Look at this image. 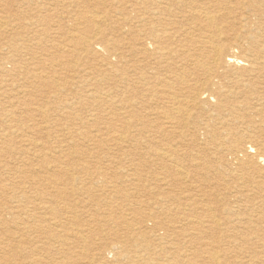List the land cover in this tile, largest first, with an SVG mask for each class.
<instances>
[{"label": "bare ground", "instance_id": "bare-ground-1", "mask_svg": "<svg viewBox=\"0 0 264 264\" xmlns=\"http://www.w3.org/2000/svg\"><path fill=\"white\" fill-rule=\"evenodd\" d=\"M22 2L36 11L29 5V17H0V37H10L0 44V150L15 162L5 165L0 155V264H109L107 255H126L123 244L145 251L156 245L146 237L185 238L188 229L172 225L193 214L210 220L209 232L193 223L188 236L200 242L224 230L256 234L264 247V0ZM58 7L66 19L55 21ZM57 30L65 48L55 43ZM97 58L101 65L89 64ZM84 107L106 115L84 117ZM23 108L35 124L21 122ZM93 123L109 129L92 135ZM25 130L35 138L15 148ZM107 142L130 159L126 175L104 170L102 159L84 161ZM154 171L164 174L163 191L188 185L190 171L203 173L180 216L166 206L179 195L148 189L143 174ZM115 188L128 213L104 209ZM221 188L224 208L216 206ZM211 256L208 264H219Z\"/></svg>", "mask_w": 264, "mask_h": 264}, {"label": "rangeland", "instance_id": "rangeland-1", "mask_svg": "<svg viewBox=\"0 0 264 264\" xmlns=\"http://www.w3.org/2000/svg\"><path fill=\"white\" fill-rule=\"evenodd\" d=\"M10 1V2H9ZM12 1V2H11ZM45 1V0H44ZM0 5H3V6H8L9 5V7L7 8H1V6H0V17L4 14V16H2V17H6V16H10V13H12L11 14V16L13 17V18H16L15 16H17V17H20V18H23L22 16H24V17H29L30 16V14L32 13H34L35 11H36V5H34L33 3H31V4H25L24 6H23V2H22V0H0ZM5 2V5L3 4ZM19 4H18V3ZM27 2V1H26ZM12 3V4H11ZM22 3V4H21ZM28 3V2H27ZM38 3H40V2H38ZM19 7H18V6ZM29 5L31 6H34L35 7V9L32 7V9L33 10H35V11H33L31 8H29ZM117 6V8H120L119 7V5L120 4H116ZM124 5V7L125 8H129V3H125V4H123ZM10 7H11V9H10ZM13 7H15V8H13ZM19 9H18V8ZM24 9H23V8ZM48 7H49V5H48ZM22 8V9H21ZM28 8H29V10H28ZM45 8H47V7H45ZM61 8V7H60ZM59 7L58 8H56L55 9V11H51V13L52 14H56L55 16H57L58 14H60V15H58L57 17H56V19H55V21L57 20V19H59V17L60 18H62L63 17V19H66V12H63L62 10H59L60 9ZM10 9V10H9ZM26 9V10H25ZM30 9L32 10L31 12H30ZM41 9V8H40ZM4 10H6L7 12H9V13H7V12H5ZM58 10V11H57ZM4 11V12H3ZM13 11V12H12ZM59 12V13H57V12ZM80 11H82V12H85V11H87V10H80ZM22 12L23 13H25V14H22ZM29 14H28V13ZM5 13H7L6 15H5ZM21 13V14H20ZM62 14H64V15H62ZM62 15V16H61ZM66 15V16H65ZM65 17V18H64ZM72 24V23H71ZM65 26V25H64ZM52 28H55V27H52ZM64 29L66 30V29H68V28H65L64 27ZM9 32V34H12V33H10L11 31H8ZM51 32H52V30H51ZM62 32L64 33V31H60V30H57L56 32H53L52 33V35H54L55 33H57L56 35L58 36V35H60V37L58 36L57 38V42H55V43H60V41H61V43H62V40H60L61 38H62ZM2 36H4V37H2ZM1 37H0V44H1V42L3 43V44H5V43H9V40H10V37H9V35L7 34V35H2ZM6 36V37H5ZM9 37V38H8ZM56 37V36H55ZM3 38H4V40H3ZM39 38V37H38ZM9 39V40H8ZM32 40V39H31ZM60 40V41H59ZM38 42V40H33V42H35V43H37ZM51 42H48L46 45H45V48L43 47V46H41L40 48H36V49H34L33 51H34V53H35V56H37V57H40L41 56V54H45L44 52H46V50H48L47 48L49 47V49L54 45V43H53V38L50 40ZM25 43L27 42V43H29L28 42V39L27 38H25V41H24ZM49 44V45H48ZM61 45V48L62 47H64L65 48V46L66 45H63V43L62 44H60ZM41 48H43V49H41ZM63 48V49H64ZM41 49V50H40ZM45 50V51H44ZM2 57L3 56H6V55H3V54H0ZM90 63V65H96V64H98V65H101V61H100V58H97L96 60H92V62L91 61H89ZM64 74V73H63ZM27 85V84H26ZM6 89V88H5ZM15 102V103H14ZM3 103V105L1 106V108H3V109H5V110H9L10 108H9V105L7 104V103H4V102H2ZM16 105V101L14 100L12 103H11V105ZM56 106V105H55ZM8 107V108H7ZM86 108H87V110H86ZM94 107H84V108H81V110H80V113H81V115L83 114L84 115V117H86L88 114H90V113H92L93 112V114H98V115H104L105 114V112H102L103 110L102 109H98V110H91V109H93ZM84 109V110H83ZM91 110V111H90ZM210 110V109H209ZM84 111V112H83ZM1 112V111H0ZM25 112V113H24ZM19 113H20V111H18V113H17V116H19ZM22 114H23V117H22ZM26 114V115H25ZM106 115V114H105ZM22 117V118H21ZM39 118V117H38ZM38 118H36V119H38ZM1 119V118H0ZM20 119H21V122H25L26 124L27 123H29V124H27V125H33V124H35V122L33 123H31V121H30V117H28L27 116V110L25 111V109L23 108V109H21V114H20ZM0 121H2V120H0ZM28 121V122H27ZM38 121L40 122L41 120L40 119H38ZM20 122V121H19ZM24 123V124H25ZM31 123V124H30ZM37 123V122H36ZM104 123H99L98 125H96L95 123H93L92 125H89L88 127H87V131H89V133H92V135L95 133V128H96V131L98 130V129H102V130H108L109 129V127L108 126H106V125H103ZM66 124H64L63 126H65ZM103 125V126H102ZM99 126V127H98ZM27 127V126H26ZM26 127H24V128H26ZM113 128H114V125L112 126ZM113 131V130H112ZM115 131V130H114ZM17 132H20V131H17ZM23 133V134H22ZM26 134V135H25ZM30 136H29V135ZM19 135L20 136H18L19 138H20V141H19V138L17 137L16 139H15V148H22L21 147V145H24V143L27 141V140H30V139H32V138H35V136H33L32 134H30V133H28L26 130L24 131V132H20L19 133ZM114 135H116V134H114ZM22 138V139H21ZM25 138H30V139H25ZM18 139V140H17ZM25 139V140H24ZM52 140V139H51ZM47 140V139H44V141H47V143L49 144V145H51V146H54L53 144H55V142L52 140ZM82 142H81V149L82 150H84V151H86V146H89V144L90 143H88L87 141L85 142V140H81ZM83 142H84V144L86 145H82L83 144ZM113 145H114V143L113 142H107L106 143V145H104V150H103V152H101L99 155L98 154H94L93 156H91V155H88V157H85L84 158V161H95V160H97V159H99V160H101L102 159V163H105V166H106V168H105V166H103V168H104V170H106V171H109V173H111V174H114L116 171H117V174L116 175H118L119 177L120 176H124V175H126V173H124V171L125 170H127V168H129V166H130V159L128 158V157H125V156H122V153H120V152H118L119 153V155H118V153H117V151H116V149H115V147H113ZM109 146H110V148H109ZM115 146V145H114ZM86 148V149H85ZM80 150V149H79ZM81 151V150H80ZM106 152V153H105ZM116 152V153H115ZM0 155L2 156V159L1 160H3V164H5V165H10L11 164V166H12V164H14L15 162H14V158H12V154H10V153H8V152H5V151H3V150H0ZM3 153V154H2ZM102 153H104V154H102ZM112 153H113V155H112ZM10 155V156H9ZM6 156V157H5ZM99 156V157H98ZM106 156V157H105ZM112 156V157H111ZM14 157V156H13ZM110 157V158H109ZM50 158V157H49ZM112 158V159H111ZM6 159H8V160H6ZM58 159H63V158H58ZM95 159V160H94ZM108 159L109 160H112V163H110L109 161H108ZM115 159V160H114ZM34 160V161H33ZM32 160V162L33 163H35L36 161H35V159H33ZM119 160V161H118ZM8 163V164H7ZM120 163H121V165H120ZM39 163L38 162H36L35 163V166H34V168H38V166H40V164L38 165ZM92 165L94 164L95 165V162L93 163H91ZM126 164H129V165H127V167H126ZM37 165V166H36ZM108 165V166H107ZM125 166V167H124ZM115 167V168H114ZM124 167V168H123ZM123 169V170H122ZM114 172V173H113ZM122 172H123V174H122ZM155 173H153V172H150V173H144L143 174V178L145 179V183L146 184H149L150 183V181H151V183H150V186H149V188L148 189H152L151 191H156V192H158V190L159 191H161V192H163V193H165L166 194V192H167V194H166V196L167 195H174V196H178L179 197V201H172V202H170V203H168V204H166V206H168V208L169 209H171V212H168V213H170V214H172V215H179V214H181V212H182V210L184 209V206H185V203H187V198H189V197H192V195H195V194H199L198 192H196L197 191V188H195V187H197V186H199L200 185V183H199V181H198V179H202L201 177H202V175H203V173L202 174H198V173H196V172H191L190 171V177L188 178V180L185 182V184L186 183H189L188 185L186 184V185H183V186H179L178 188L176 187H173V188H169V189H167V190H162V188L164 189V174L162 173V172H160V171H154ZM119 173V174H118ZM145 174H146V176H145ZM162 174V178H161V175ZM197 174V175H196ZM77 176L76 177H78V176H82V175H78V174H76ZM115 175V176H116ZM195 175V176H194ZM151 176V177H150ZM153 177V178H152ZM191 178V179H190ZM148 179H149V181H148ZM161 181V182H160ZM194 181H195V183H194ZM221 182H222V184H223V181L221 180ZM153 183V184H152ZM194 183V184H193ZM199 185H198V184ZM161 184V189H157L156 188V185H160ZM197 186H196V185ZM67 186V185H66ZM208 187V185H205L204 187ZM61 188H63V187H61ZM68 188H69V186H68ZM108 189V188H107ZM155 189V190H154ZM157 189V190H156ZM175 189V190H174ZM179 189V190H178ZM186 189V190H185ZM70 188H69V192H70ZM174 190V191H173ZM185 190V191H184ZM189 192H188V191ZM171 191V193H168V192H170ZM173 191V192H172ZM179 192L178 194H177V192ZM187 191V192H186ZM109 192H111L112 194H111V196L110 197H112L111 199H109V201H108V207L106 206L105 208L104 207H102V208H104V209H108V211H113V214L114 215H119V214H121L122 212H126V213H128V210H125L126 208L124 207V206H122L120 203H121V201L122 200H120V202H119V199H117L115 196H117V193H116V188L114 189V190H110L109 189ZM186 192V193H185ZM194 192H196V193H194ZM99 193V196H100V192H98ZM194 193V194H193ZM219 193V194H218ZM189 194H191V195H189ZM217 195H215L216 196V198H217V200H218V204L216 205L218 208H219V205L222 207V208H224V205H225V201H224V196L226 195V190H224V189H220L217 193H216ZM78 196V194H75L74 195V197H72L69 201H73L72 199L74 198V199H76V198H78L77 197ZM79 197H81V196H79ZM109 197V198H110ZM165 196H163V198H164ZM82 198V197H81ZM115 200H114V199ZM163 198H161L162 200H163ZM182 201V202H181ZM224 201V202H223ZM111 202L113 203L112 205H109V204H111ZM177 202V203H176ZM181 202V203H180ZM183 202H184V204H183ZM116 203V204H115ZM173 203V204H172ZM203 203H206V204H209V202L207 201V200H204L203 201ZM125 204H127V203H125ZM171 204V205H170ZM175 204V205H174ZM179 204V205H178ZM120 205V206H119ZM205 205V204H204ZM82 206V204H79L78 205V207L80 208ZM118 206H119V208H118ZM173 206L175 207V208H173ZM112 207V208H111ZM177 207V208H176ZM180 207V208H179ZM183 207V208H182ZM158 207H156L155 209H153V206L151 207V209H153V210H155V211H157L158 209H157ZM172 208L174 209V210H172ZM124 210V211H123ZM116 211V212H115ZM125 213V214H126ZM198 213V212H197ZM186 214H189V213H186ZM182 215H184V214H182ZM200 214H193V216L191 215V216H189V219H182L183 221H179V222H177L176 224H173L172 225V229H173V227H174V229H176V230H181V229H184V228H186V229H188V235L190 234V233H193V232H195L193 229H195V224H196V229H202V231H207L208 230V232H209V224H210V220H208V219H205V220H203V219H201V217L199 216ZM127 216V215H126ZM180 216V215H179ZM193 218V219H192ZM195 218V219H194ZM191 219V220H190ZM188 220H190V221H188ZM193 220H195V221H193ZM197 220V221H196ZM187 221V222H186ZM204 223H203V222ZM189 222V223H188ZM191 222H192V224H191ZM199 222H201V223H199ZM136 222H132L131 224H132V226L129 228V230H128V228H126V229H124V232H126V233H129V235L130 234H133L134 232H135V230H134V224H135ZM181 223V224H180ZM186 223V224H185ZM193 223H195V224H193ZM228 223V222H227ZM239 224L238 222H236V221H230L229 222V224H231V225H233V224ZM177 224H180V225H178L177 226ZM198 224V225H197ZM224 224V222L222 221L221 222V225H223ZM176 225V226H175ZM181 226L183 227V228H181ZM203 226V227H202ZM180 227V228H179ZM201 227V228H200ZM179 228V229H178ZM193 228V229H192ZM204 228V229H203ZM223 228V227H222ZM132 230V231H131ZM129 231V232H128ZM131 232V233H130ZM207 232V233H208ZM196 233V232H195ZM217 234H219V235H217ZM188 235H186V237L185 238H182V237H178V235H173V237H171V238H169V239H161V237H155V236H153V237H151L150 239L149 238H147L146 237V239L145 240H151L152 239V242L153 243H155L156 245H155V248H152V249H149V250H142L141 251V249H139V248H135L134 246H128V245H124L123 244V249H124V252L126 253V255L128 256H126L125 254H122V256H117V257H115L114 255H107V260H106V262H108L109 264H186V260L188 259V258H190V259H192L193 261H194V264H205V263H209V261H210V259H211V255H212V252H213V255H215L217 258H219V264H254V262H255V264H264V253H262V252H264V247L262 246V244H261V242L259 241V239L257 238L258 236L256 235V234H252L251 235V233H247V234H245L244 232H239V233H231V232H225L224 230H219V231H216V232H213L212 234H211V236L210 235H207V234H205L202 238H203V240H205V241H202L201 240V242L200 241H198L197 239H195V238H197L196 237V235L195 236H192V237H190V236H188ZM213 235V236H212ZM215 235H217V236H215ZM240 235V236H239ZM69 236V235H68ZM162 236V235H161ZM207 236H210V237H208L207 238ZM239 236V237H238ZM124 237V236H123ZM206 237V238H205ZM247 237V238H246ZM127 239V236H125L122 240H126ZM201 238V239H202ZM213 238V239H212ZM223 238H225V239H223ZM94 239V238H93ZM92 238H91V240H93ZM194 239V240H193ZM209 239H210V241H209ZM212 239V240H211ZM165 240V241H164ZM171 240V241H170ZM191 240V241H190ZM208 242H207V241ZM140 241H142V240H140ZM139 241V242H140ZM163 241V242H162ZM174 241V242H173ZM190 241V242H189ZM216 241V242H215ZM225 241V242H224ZM72 242H74L73 244H77V246L79 245V246H81V247H83L82 246V243H77V242H75V241H72ZM169 242V243H168ZM210 242V243H209ZM214 242V243H213ZM218 242V243H217ZM239 242V243H238ZM251 242V243H250ZM141 243V242H140ZM191 243H193V244H191ZM202 245H201V244ZM211 243H213V244H211ZM246 243V244H245ZM81 244V245H80ZM205 244V245H204ZM209 244V245H208ZM230 244V245H229ZM241 244V245H240ZM259 244V245H258ZM186 245V246H185ZM208 245V246H207ZM215 245H218L217 247L215 246ZM238 245H240V246H238ZM255 245V246H254ZM175 246V247H174ZM199 246V247H198ZM226 246V247H225ZM81 247L77 250V251H79V250H81ZM192 247H194V248H192ZM202 247V248H201ZM210 247H212V248H210ZM239 247V248H238ZM201 248V249H200ZM247 248H249L250 249V251L252 252H249V249H247ZM160 249V250H159ZM196 249V250H195ZM220 249V250H219ZM246 249V250H245ZM258 249V250H257ZM261 251H260V250ZM172 250V251H171ZM199 250V251H198ZM217 250V251H216ZM238 250V251H237ZM119 251H120V249H119ZM138 251V252H137ZM168 251V252H167ZM204 251H206V252H204ZM209 251H210V253H209ZM214 251H216V253L214 254ZM233 251V252H232ZM247 251V252H246ZM199 252V253H198ZM240 252V253H239ZM157 253V254H156ZM163 253V254H162ZM167 253V254H166ZM174 253V254H173ZM260 253H261V255H260ZM61 254V253H60ZM129 254V255H128ZM133 254V255H132ZM141 254H143V255H141ZM154 254V255H153ZM171 254V255H170ZM177 254V255H176ZM205 254V255H204ZM211 254V255H210ZM246 254V255H245ZM254 254V255H253ZM150 255V256H149ZM186 255H188V256H186ZM203 255V256H202ZM247 255H248V257H247ZM139 256V257H138ZM157 256V257H156ZM201 256V257H200ZM205 256V257H204ZM211 256V257H210ZM250 256V257H249ZM133 257V258H132ZM141 257V258H140ZM179 257V258H178ZM122 258V259H121ZM205 258H208V259H205ZM210 258V259H209ZM254 258V259H253ZM125 259V260H124ZM132 259V260H131ZM152 259V260H151ZM160 261H158V260ZM161 259V260H160ZM165 259V260H164ZM176 259H177V261H176ZM230 259V260H229ZM142 260V261H141ZM154 260L156 261V262H154ZM164 260V261H163ZM167 260V261H166ZM201 260V261H200ZM209 260V261H208ZM82 261V262H81ZM139 261V262H138ZM145 261V262H144ZM181 261V262H180ZM66 262H67V260H66ZM136 262V263H135ZM178 262V263H177ZM84 264V263H86L84 260H77V264ZM70 264H72V262L70 263ZM94 264H102V262H100V261H96Z\"/></svg>", "mask_w": 264, "mask_h": 264}]
</instances>
